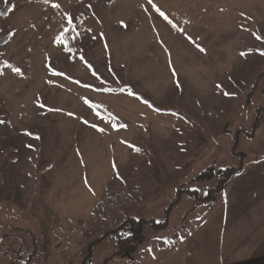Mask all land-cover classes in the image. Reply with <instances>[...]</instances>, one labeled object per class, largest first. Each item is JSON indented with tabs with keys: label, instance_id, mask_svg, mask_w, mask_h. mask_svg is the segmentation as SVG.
I'll use <instances>...</instances> for the list:
<instances>
[{
	"label": "rangeland",
	"instance_id": "1",
	"mask_svg": "<svg viewBox=\"0 0 264 264\" xmlns=\"http://www.w3.org/2000/svg\"><path fill=\"white\" fill-rule=\"evenodd\" d=\"M7 2L0 264H185L203 253L204 215H228L230 187L194 210L178 190L210 197L219 175L194 180L210 164L239 168L232 188L264 172V0H0V10ZM71 24L76 55L61 38ZM128 217L144 228L127 257L110 233Z\"/></svg>",
	"mask_w": 264,
	"mask_h": 264
},
{
	"label": "crops",
	"instance_id": "2",
	"mask_svg": "<svg viewBox=\"0 0 264 264\" xmlns=\"http://www.w3.org/2000/svg\"><path fill=\"white\" fill-rule=\"evenodd\" d=\"M103 1L111 4L113 0ZM243 172L240 170V173ZM251 173L252 180H245V186L232 188L230 178L212 201L205 202L215 201L218 194L230 187L228 215L217 212L204 215V254L188 256L185 264H264V172L254 167ZM257 205L258 211H254ZM198 207L201 205L191 207L190 210ZM197 232L191 236L190 241L193 242Z\"/></svg>",
	"mask_w": 264,
	"mask_h": 264
},
{
	"label": "trees",
	"instance_id": "3",
	"mask_svg": "<svg viewBox=\"0 0 264 264\" xmlns=\"http://www.w3.org/2000/svg\"><path fill=\"white\" fill-rule=\"evenodd\" d=\"M11 7V3L7 2L3 8L0 10V15L4 16L6 15V13L9 11ZM80 31L79 25H69L68 28L63 32V34L61 35V38L63 39L66 49L68 51L71 52L72 55H76L79 50H80V45H79V35L78 32ZM7 40V36L4 37L3 39H0V44L5 43ZM4 62L2 60H0V72H1V68L3 67ZM254 121V119H253ZM257 123L254 124V129L257 128ZM241 167V166H240ZM239 169V168H238ZM237 168H217L215 167V165L210 164L208 165L205 169H203L201 172L198 173L197 177L194 178V180L198 179H203V180H211L214 174H218L219 178L218 180H220L218 187L215 186L214 188H209V191H207V195H209L210 197L205 198L204 195V199L202 196H199L196 194V191L191 189L192 191H189V189H180L178 190V192H180V196L183 194H188V195H193L196 197V202L194 204V206H198L199 204L201 205V201L204 200L203 203L208 202V201H212L214 196L219 193L225 186V184L229 181L230 177H232V175L238 170ZM207 174V175H205ZM187 191V193H186ZM190 192V193H189ZM180 198V197H179ZM176 199L174 200L173 203L177 202ZM193 206V207H194ZM169 209V207H168ZM167 209V210H168ZM152 228L156 231L158 230H162L166 227L167 225V221L163 220L161 223H152ZM143 228H144V221L142 220H137L134 217H128V219L126 218L124 221H122L121 223H119V226L117 225V228H115L113 231H111L110 236L113 238V248L116 249V252L121 253H127V257L128 254L132 253L133 251L136 250L137 246L143 241ZM105 239H103L102 237L98 238L97 244L102 243V241H104ZM93 245H88L87 251H89L91 249ZM84 250V249H83ZM86 257H89V255H86ZM126 258V257H125ZM28 262L26 264L29 263V259L27 260ZM19 264H25L23 262H20ZM80 264H90V260L87 261H81Z\"/></svg>",
	"mask_w": 264,
	"mask_h": 264
},
{
	"label": "snow or ice",
	"instance_id": "4",
	"mask_svg": "<svg viewBox=\"0 0 264 264\" xmlns=\"http://www.w3.org/2000/svg\"><path fill=\"white\" fill-rule=\"evenodd\" d=\"M149 2H151V0H149ZM121 23H123V22H121ZM260 37H257V39H259ZM201 51H203V49L201 48L200 49ZM16 71H19V69H16ZM226 95L228 94V93H225Z\"/></svg>",
	"mask_w": 264,
	"mask_h": 264
}]
</instances>
